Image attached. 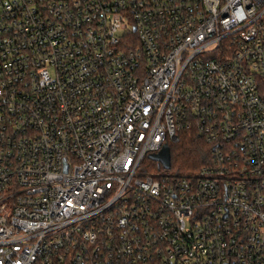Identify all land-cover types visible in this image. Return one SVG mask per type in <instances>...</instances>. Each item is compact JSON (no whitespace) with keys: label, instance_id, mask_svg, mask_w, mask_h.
Instances as JSON below:
<instances>
[{"label":"built area","instance_id":"1","mask_svg":"<svg viewBox=\"0 0 264 264\" xmlns=\"http://www.w3.org/2000/svg\"><path fill=\"white\" fill-rule=\"evenodd\" d=\"M0 264H264V0H0Z\"/></svg>","mask_w":264,"mask_h":264},{"label":"trees","instance_id":"2","mask_svg":"<svg viewBox=\"0 0 264 264\" xmlns=\"http://www.w3.org/2000/svg\"><path fill=\"white\" fill-rule=\"evenodd\" d=\"M170 171L176 174H187L199 170L208 163L210 146L200 139L192 130L180 133L169 145ZM155 171H161L154 166Z\"/></svg>","mask_w":264,"mask_h":264},{"label":"water","instance_id":"3","mask_svg":"<svg viewBox=\"0 0 264 264\" xmlns=\"http://www.w3.org/2000/svg\"><path fill=\"white\" fill-rule=\"evenodd\" d=\"M149 159L151 161L157 162L163 170L170 169V151L167 146H164L158 154L150 155Z\"/></svg>","mask_w":264,"mask_h":264}]
</instances>
